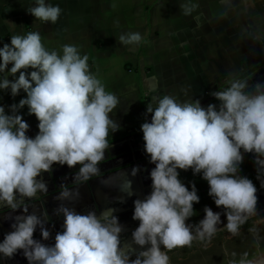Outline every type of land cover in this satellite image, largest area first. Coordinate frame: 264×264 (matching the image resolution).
Wrapping results in <instances>:
<instances>
[{
    "label": "clouds",
    "instance_id": "obj_1",
    "mask_svg": "<svg viewBox=\"0 0 264 264\" xmlns=\"http://www.w3.org/2000/svg\"><path fill=\"white\" fill-rule=\"evenodd\" d=\"M196 7L180 5L184 15H191ZM61 11L45 0H35L28 10L36 20L52 24ZM141 40L140 33L129 32L118 42L136 45ZM62 52L47 50L38 31L14 34L10 44L0 47V73L14 78H4L0 89H10L12 97L21 90L26 93L19 104L10 106L12 114L0 106V203L13 209L20 203L17 194L32 199L47 191L41 175L53 164L69 168L79 164L76 179L98 174L109 132L120 128L110 118L119 100L91 72L88 56L82 57L76 46L68 44ZM228 83L224 90L211 93L220 101L218 108L211 103L204 107L200 100L178 102L169 95L155 107L147 106L151 121L146 120L141 131L144 150L155 167L150 172L151 193L134 201L133 219L139 226L132 238L144 249L135 259L121 247L123 226L118 217L107 211L100 217L95 212L80 214L63 205L59 207L63 231L56 233L54 245L34 239L37 228L44 241L51 233L39 216L26 214L25 208L0 242V253L13 258L22 250L29 264H169L162 247L171 251L191 246L197 238L210 240L222 223L221 214L207 206L198 224L186 223L195 215L194 204L200 197L195 184L189 190L181 182L178 169L202 174L209 196L225 211L224 227L238 235L240 226L256 212L259 199L253 181L239 174L245 153L254 155L257 179L264 174V81L250 90L246 80ZM25 106L39 121L35 138L26 135L30 125L18 114ZM139 170L133 168L132 174ZM60 199H70V193L63 192ZM247 256L244 253L238 264H254Z\"/></svg>",
    "mask_w": 264,
    "mask_h": 264
},
{
    "label": "crops",
    "instance_id": "obj_2",
    "mask_svg": "<svg viewBox=\"0 0 264 264\" xmlns=\"http://www.w3.org/2000/svg\"><path fill=\"white\" fill-rule=\"evenodd\" d=\"M59 5L61 14L57 23L36 20L28 10L35 0H0V47L11 43L14 34L26 35L38 31L42 43L49 51L62 55L63 46L74 45L79 54L88 56L91 72L105 86L107 92L116 95L119 103L110 114L120 128L109 132L108 142L131 135L105 150L102 166L108 162L125 164V143L132 145L141 132V125L151 118L147 106L155 107L164 95L178 102L200 100L205 103L222 85L231 79H241L261 71L264 74V0H45ZM196 4L191 15H184L180 5ZM129 32H138L142 40L136 45L119 43V37ZM11 65H9V69ZM258 69V70H257ZM257 70V71H256ZM31 70H29L30 72ZM18 75V74H17ZM4 78L14 79L7 72ZM26 98L21 90L12 97L10 89H0V106L12 114L10 106ZM147 104L145 105V103ZM18 114L30 125L26 133L31 138L39 132V121L30 115L28 107ZM123 150V151H122ZM137 152V151H135ZM117 158V159H116ZM108 161V162H107ZM120 166V167H121ZM80 165L69 168L53 164L41 179L47 191L53 194V183L64 190H91L83 181L77 188H69L78 181L76 175ZM108 168V167H107ZM91 177H94L92 175ZM125 186V174L121 175ZM128 178V177H127ZM54 181V182H53ZM116 186L119 181L116 180ZM90 187V188H89ZM122 190V189H119ZM70 199H60L61 194L42 204L41 213L37 204H32L26 214L42 216L49 221L47 211L56 212V222L49 225L51 237L63 231L61 205L80 213V195L70 192ZM17 198H20L17 194ZM24 214V213H23ZM125 228L132 222H119ZM0 229V242L9 228ZM34 239L44 241L40 229ZM2 264H29L23 251L13 258L0 253Z\"/></svg>",
    "mask_w": 264,
    "mask_h": 264
},
{
    "label": "water",
    "instance_id": "obj_3",
    "mask_svg": "<svg viewBox=\"0 0 264 264\" xmlns=\"http://www.w3.org/2000/svg\"><path fill=\"white\" fill-rule=\"evenodd\" d=\"M252 81L255 82V79H252ZM250 84L251 83L249 82L248 85L250 86ZM214 102V100L211 101V98H209L205 103L202 104V106L207 107V105L211 103L218 105V108L220 101L216 103ZM135 141L137 144L143 143L142 145L144 146L145 142L143 136H138ZM139 149L142 148L140 147ZM142 159L146 158H141L139 152L137 155L135 154L132 159L131 157L125 159V162H132L131 167L121 166L122 163H119V165L118 163L110 164L111 162H115L116 160H112L110 162L107 161L109 165L103 167L105 169L106 175L102 177H91V175L90 178L86 180L87 183H84L83 181L85 180L81 177L80 179H78V181L74 183L72 182L71 186H69L68 188H77V186H80L82 183H84L91 187V190H88L87 192L86 190L71 189L58 192L59 185L57 182L53 181V194H50L49 192H38L36 197L32 199H28L26 197L16 198L17 202H20L16 209L11 208L10 206H6V204L4 203H0V229L4 227L3 225H6L5 227L9 228L10 230H13L12 224L15 223V218L17 216L23 214V209H28L30 205L37 204L35 207H38L41 213L42 204H47L49 201L56 198L57 194H62L63 192L82 193V195H80L81 203L79 204V207L82 208L80 214L95 212L97 216L100 217L101 212L107 211L110 212L112 215H115L116 217H121L124 215L125 220L128 219L131 221L133 220L132 218L134 213V201L136 199L143 200L152 191V181L150 178V172L155 167V164L150 162L149 155H147V159L144 162L142 161ZM104 164L105 162H100L98 165L99 169L102 168ZM143 164H145V168L142 167ZM137 166L140 170L136 175H133L132 170ZM123 174H125V176L127 175L128 177L127 179H125V186L122 185L123 181L121 180V175ZM116 180H118L120 183L118 184V186H116ZM129 182H131L130 188ZM262 213H264V210L249 216L246 220L258 216ZM47 215L51 224H54L56 222V218L58 217L56 212L54 214H51L47 211ZM40 218L45 222V224L49 222L46 221L45 218L42 216ZM46 227L48 228L49 225L46 224ZM224 229H226L224 226L217 228V232L222 231ZM143 250L144 249H142L140 246L136 245L135 242H133L132 244H130V247L127 248V251L125 252L134 257L136 254ZM248 256H256V258L253 259L254 264H264V247L249 253ZM241 258L242 257L235 259V261H237V264ZM226 264H231V262H228Z\"/></svg>",
    "mask_w": 264,
    "mask_h": 264
},
{
    "label": "rangeland",
    "instance_id": "obj_4",
    "mask_svg": "<svg viewBox=\"0 0 264 264\" xmlns=\"http://www.w3.org/2000/svg\"><path fill=\"white\" fill-rule=\"evenodd\" d=\"M246 77L245 80L251 83L249 89L246 90H250L251 86L256 82L264 81V74L261 71L253 76H248L247 74ZM244 78L240 80H244ZM252 79H255V82ZM228 86L229 83L222 85L218 90H224ZM210 98L211 101H215L214 103L218 102L213 96ZM140 133L143 135L142 131ZM135 140L132 141L131 146L125 143V148L123 149L125 153L121 155L132 159L139 152L141 158L147 159L148 154L144 150L143 143L137 144ZM140 147L142 149H139ZM146 159H142V161L144 162ZM122 166L131 167L132 162H125ZM142 167L145 168V164ZM125 179H127V175ZM124 218L125 216L123 215L118 219L122 221ZM222 231L216 232L210 240L207 237L204 240L199 239L188 248H180L175 252H169L162 247V251L167 252L170 258L169 264H226L242 257L244 253L249 254L264 247V217L262 216L254 222L252 227L240 228L238 235H232L227 229Z\"/></svg>",
    "mask_w": 264,
    "mask_h": 264
},
{
    "label": "trees",
    "instance_id": "obj_5",
    "mask_svg": "<svg viewBox=\"0 0 264 264\" xmlns=\"http://www.w3.org/2000/svg\"><path fill=\"white\" fill-rule=\"evenodd\" d=\"M258 70V69H257ZM256 70V71H257ZM256 73V72H255ZM243 78V77H242ZM241 78V79H242ZM147 102L145 103V105ZM150 115V114H148ZM138 136H143L140 132L136 133L133 138H137ZM131 137V135H127L123 138L115 139L109 142V146L120 142L122 140L128 139ZM132 138V137H131ZM240 175L246 176L247 178L251 179L255 186L258 189L257 195H258V204H257V210L255 213L264 210V187L261 186V182H264V174L261 175L260 179H257V166L255 164V158L254 155L251 153H245L244 154V161L240 165ZM183 180L182 183L191 190L192 185L195 184L197 189V194L200 197V202L197 204H194V211L195 215L192 216L189 220L186 222L190 225H196L199 223L200 220H202L205 216L204 209L205 207H210L214 212H219L221 214V224L217 225V228L223 227L227 223V218L225 211L222 207H217L213 198L209 196V184L206 180L202 178V174H194L192 169H188L185 171V174H183ZM254 213V214H255ZM264 217V214L260 216L252 217L248 220H245V222L240 226V228H247L252 227L254 222L257 221L260 217ZM194 231V230H193ZM224 231V230H223ZM222 231V232H223ZM199 239H194L191 246L197 242ZM190 246H184V247H177L169 252H175L180 248H188ZM256 258V256L247 257V259L252 260ZM1 264V263H0Z\"/></svg>",
    "mask_w": 264,
    "mask_h": 264
},
{
    "label": "flooded vegetation",
    "instance_id": "obj_6",
    "mask_svg": "<svg viewBox=\"0 0 264 264\" xmlns=\"http://www.w3.org/2000/svg\"><path fill=\"white\" fill-rule=\"evenodd\" d=\"M251 76V75H250ZM247 77H245L244 78V80L246 79ZM178 171H179V173H180V175H179V179L181 180V182H182V180H183V174H185V170H181V169H178ZM104 175H106L105 174V169L104 168H100L99 169V173L98 174H96V175H94V177H102V176H104ZM126 215V214H125ZM118 218H120V217H118ZM133 219V218H132ZM119 220V219H118ZM128 220V219H127ZM128 221H130V220H128ZM119 222H121V220L119 221ZM130 222H132V225H130L129 227H126L125 228V233L124 232H121L120 233V242H121V247L125 250V251H127V248H129L130 247V244H132L133 242H134V240H133V238H132V233H133V231L139 226V221H137V220H131ZM54 243H55V238L54 237H51L48 241H47V243L45 242V244H47V245H54ZM133 259H135V256L134 257H132ZM3 264V263H2Z\"/></svg>",
    "mask_w": 264,
    "mask_h": 264
},
{
    "label": "built area",
    "instance_id": "obj_7",
    "mask_svg": "<svg viewBox=\"0 0 264 264\" xmlns=\"http://www.w3.org/2000/svg\"><path fill=\"white\" fill-rule=\"evenodd\" d=\"M150 121H151V118L148 119V122H150Z\"/></svg>",
    "mask_w": 264,
    "mask_h": 264
},
{
    "label": "bare ground",
    "instance_id": "obj_8",
    "mask_svg": "<svg viewBox=\"0 0 264 264\" xmlns=\"http://www.w3.org/2000/svg\"><path fill=\"white\" fill-rule=\"evenodd\" d=\"M220 104V103H219ZM218 106V105H217Z\"/></svg>",
    "mask_w": 264,
    "mask_h": 264
}]
</instances>
